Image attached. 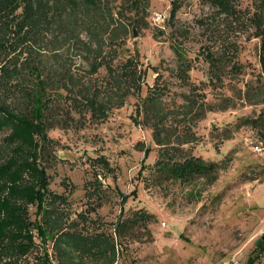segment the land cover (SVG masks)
Segmentation results:
<instances>
[{"label":"rangeland","instance_id":"374dc122","mask_svg":"<svg viewBox=\"0 0 264 264\" xmlns=\"http://www.w3.org/2000/svg\"><path fill=\"white\" fill-rule=\"evenodd\" d=\"M106 3L99 10L83 0H27L24 8L38 30L31 54L55 68L63 62L71 85L56 96L54 81L45 97L55 144L43 161L49 187L67 194L69 205L60 219L51 218L52 236L42 243L36 237L29 258L44 246L53 264H264V238L255 243L264 232V153L248 141L264 136V123L250 122L264 110V100H256L264 91L255 85L264 77L260 41L247 19L254 0L237 1L239 18L220 13L211 0H174L171 17L173 0H142L135 14L124 9L126 0H112L111 13ZM154 12L164 20L155 23ZM96 39L101 52L85 49ZM7 42L1 31L0 46ZM177 50L186 57L189 81L178 70ZM207 52L221 62L215 73ZM92 53L121 76L120 64L133 57L140 72L132 70L130 80L138 85L121 93L104 64L92 72ZM151 84L162 107L157 128L167 131L159 143L141 120ZM82 90L106 111L91 113ZM15 96L9 91L5 100L16 107ZM250 127L254 134L247 136ZM9 130L0 127V156ZM159 152L170 161L194 154L226 165L211 183L194 171L170 176L155 166ZM97 156L108 166L93 163ZM66 229L56 246V232Z\"/></svg>","mask_w":264,"mask_h":264},{"label":"trees","instance_id":"16d2710c","mask_svg":"<svg viewBox=\"0 0 264 264\" xmlns=\"http://www.w3.org/2000/svg\"><path fill=\"white\" fill-rule=\"evenodd\" d=\"M83 1H86L94 9L106 3H102L104 0ZM109 1L107 0L106 7L111 13L112 0L111 3ZM141 1L126 0V5H129V7H123L124 9H130L135 14L141 5ZM211 1L217 6L219 12H223L225 16L230 18L242 17L240 16V8L237 5L238 0ZM26 3L27 0H0V32L2 31L7 35L8 41L6 45L0 46V127L3 125L10 126L9 132L3 138L7 150L4 156H0V264H53L49 258L47 248L44 246H38L40 252L34 254L35 260L29 258V254L37 245L36 237L42 243L49 236H52L49 235L51 232L49 228H52L50 225L51 218L58 219L59 217L60 219V215L66 213L64 210L69 205L67 194L53 191L49 187V175L43 161L49 158L55 144V140L47 131L52 125V119L48 117L50 110L48 100H45V97L51 83L54 81L56 96L61 95L59 89L65 91L70 89L71 85L66 82L69 80V78L67 80L66 73L70 71L67 70L63 62L55 68L49 66L50 62L47 60L42 61L36 55L31 54L29 45L34 38L37 40L38 30L33 27L36 23L26 19L24 11ZM99 7V10H101V6ZM176 9L177 4L174 3V6L169 10L170 17L174 15ZM48 17L45 22L49 21ZM247 19L253 28V34L259 38L260 53L262 55L260 62L261 67L264 69V0H254V5ZM84 21H88L91 25L90 17L84 18ZM135 24L137 23L135 22ZM53 29L55 30V27ZM91 34L93 36V31ZM63 35L64 40L70 37L68 31L63 32ZM96 38H99V36H96ZM96 40L93 46L91 42H85V49L89 52H101L102 44L98 39ZM206 55L208 56L206 59L209 66L215 73L217 68L221 67V62H216L215 57L209 52ZM178 58L180 59L178 60V70L183 73H181L182 79L189 81L187 80L189 65L185 62L186 57L181 51H178ZM134 61L131 56L124 59V62L120 65L123 64L125 74L123 73L121 76V73L117 74L110 61L101 59L100 54L92 53L90 68L93 72L104 64L110 80L114 84L117 83L114 88L124 87L121 90V93H123L126 86L133 89L138 85L135 80L133 82L130 80L137 69L140 72L135 59ZM144 71L145 68L142 69V72ZM31 76H33L32 79ZM15 78L18 80L13 82ZM126 82L129 84L126 85ZM153 85L151 84L147 88L149 91L147 90L146 95L142 98L144 112L141 120L151 127L153 139L156 143H159L167 131L157 128L160 116L157 117L155 114L161 111L162 107H160V95L154 93L155 88H153ZM255 85H258V88H256L260 89L257 93L262 95L264 77ZM249 86L246 87V97H249L247 94ZM9 91L14 92L16 95L15 99L18 100L16 107L9 100L8 102L5 100ZM86 92L85 90L81 91L83 101L90 107L91 113L105 112V104L98 101L92 93ZM256 100L263 101L264 99L259 97ZM262 111L261 114L250 119L252 125H262L264 123V110ZM258 135L261 139H264L262 138L263 135ZM92 162L108 166L107 160L101 156L92 158ZM225 165L224 159L210 160L194 154H189L184 159L176 158L170 161V158L166 159L160 156V152L155 161V166L167 172L170 176L179 177L189 171H194L199 176L204 177L207 183L213 182ZM31 206L34 207L32 212L30 211ZM31 213L34 214L33 218H31ZM83 213L79 212L78 214L83 216ZM140 214L150 216V214L142 211H140ZM68 223H71V221H68ZM122 225H125V222L121 223V227ZM67 232V229L56 232V246L59 244V234H67ZM248 261L253 262V258Z\"/></svg>","mask_w":264,"mask_h":264},{"label":"built area","instance_id":"2783aa9c","mask_svg":"<svg viewBox=\"0 0 264 264\" xmlns=\"http://www.w3.org/2000/svg\"><path fill=\"white\" fill-rule=\"evenodd\" d=\"M164 17L165 15L162 13V12H154L153 13V20L155 21V23H160L161 21L164 20ZM247 136H251L253 135V129L252 128H249L248 129V132H247ZM247 140V138H245ZM253 151H257V152H261V153H264V139H261V138H249L248 139ZM260 231H264V224L261 226V229Z\"/></svg>","mask_w":264,"mask_h":264},{"label":"water","instance_id":"95a60500","mask_svg":"<svg viewBox=\"0 0 264 264\" xmlns=\"http://www.w3.org/2000/svg\"><path fill=\"white\" fill-rule=\"evenodd\" d=\"M133 33H135V32L133 31ZM260 238H264V232L261 234V236H259V237L256 238L255 243H256Z\"/></svg>","mask_w":264,"mask_h":264}]
</instances>
